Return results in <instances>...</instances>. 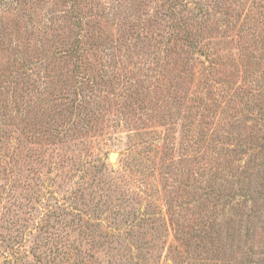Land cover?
<instances>
[{
    "label": "rangeland",
    "instance_id": "374dc122",
    "mask_svg": "<svg viewBox=\"0 0 264 264\" xmlns=\"http://www.w3.org/2000/svg\"><path fill=\"white\" fill-rule=\"evenodd\" d=\"M0 264H264V0H0Z\"/></svg>",
    "mask_w": 264,
    "mask_h": 264
},
{
    "label": "water",
    "instance_id": "95a60500",
    "mask_svg": "<svg viewBox=\"0 0 264 264\" xmlns=\"http://www.w3.org/2000/svg\"><path fill=\"white\" fill-rule=\"evenodd\" d=\"M114 157H115L114 154H110V155H109V160H110V161H114Z\"/></svg>",
    "mask_w": 264,
    "mask_h": 264
},
{
    "label": "trees",
    "instance_id": "16d2710c",
    "mask_svg": "<svg viewBox=\"0 0 264 264\" xmlns=\"http://www.w3.org/2000/svg\"><path fill=\"white\" fill-rule=\"evenodd\" d=\"M73 53H77V49H75V50L73 51Z\"/></svg>",
    "mask_w": 264,
    "mask_h": 264
}]
</instances>
